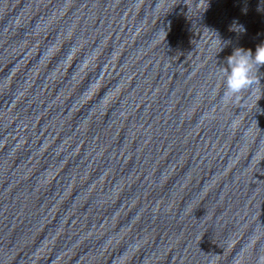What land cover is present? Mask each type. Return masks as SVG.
<instances>
[{
	"label": "water",
	"instance_id": "obj_1",
	"mask_svg": "<svg viewBox=\"0 0 264 264\" xmlns=\"http://www.w3.org/2000/svg\"><path fill=\"white\" fill-rule=\"evenodd\" d=\"M264 0H0V264H264Z\"/></svg>",
	"mask_w": 264,
	"mask_h": 264
},
{
	"label": "clouds",
	"instance_id": "obj_2",
	"mask_svg": "<svg viewBox=\"0 0 264 264\" xmlns=\"http://www.w3.org/2000/svg\"><path fill=\"white\" fill-rule=\"evenodd\" d=\"M225 68V97H238L243 91L250 89L256 82V73L264 67V43L251 49L237 48L227 57Z\"/></svg>",
	"mask_w": 264,
	"mask_h": 264
}]
</instances>
